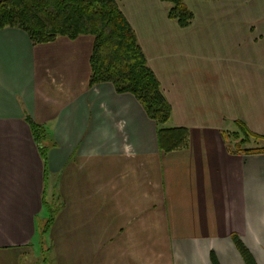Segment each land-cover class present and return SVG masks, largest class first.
<instances>
[{
  "label": "crops",
  "instance_id": "0c3cea01",
  "mask_svg": "<svg viewBox=\"0 0 264 264\" xmlns=\"http://www.w3.org/2000/svg\"><path fill=\"white\" fill-rule=\"evenodd\" d=\"M116 1L187 143L160 149L132 93L89 84L92 34L0 27V264H264V151L225 134L264 135V0H184L186 26L167 1Z\"/></svg>",
  "mask_w": 264,
  "mask_h": 264
},
{
  "label": "trees",
  "instance_id": "16d2710c",
  "mask_svg": "<svg viewBox=\"0 0 264 264\" xmlns=\"http://www.w3.org/2000/svg\"><path fill=\"white\" fill-rule=\"evenodd\" d=\"M164 1L169 2L168 17L181 26L191 22L194 14L184 0ZM4 26L22 28L32 42L49 41L59 34L68 37L92 34L89 84L109 81L117 92L132 93L146 114L154 120L160 149L171 150L186 145L188 128L167 124L171 115L170 102L147 62L132 25L116 0H0V27ZM236 123V129H227L225 133L233 140L232 149L264 151V145L242 147L243 143L264 138V135L251 131L240 120H236ZM30 127L39 146L45 174L48 149L44 142L45 126L30 120ZM52 219L50 210L46 226ZM234 241L243 257L249 260L241 240Z\"/></svg>",
  "mask_w": 264,
  "mask_h": 264
},
{
  "label": "rangeland",
  "instance_id": "374dc122",
  "mask_svg": "<svg viewBox=\"0 0 264 264\" xmlns=\"http://www.w3.org/2000/svg\"><path fill=\"white\" fill-rule=\"evenodd\" d=\"M165 3H169V2H165ZM262 141L256 142L254 140H252L251 142L247 143L246 145H258V144H262ZM59 204V205H58ZM44 209H43V213L41 212V214L39 215V218H43V220L46 218V216L48 217V214L51 210V212H53L57 206H60V203H58V201H53V199H51L50 204L48 205L47 203H44ZM46 237V235H45ZM43 245L39 244V246L37 248L40 249V254L45 255V256H51L52 254V250L53 248L51 247V242L48 238L43 239Z\"/></svg>",
  "mask_w": 264,
  "mask_h": 264
}]
</instances>
